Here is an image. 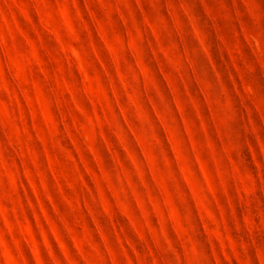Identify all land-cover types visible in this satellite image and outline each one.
I'll list each match as a JSON object with an SVG mask.
<instances>
[{
    "label": "rangeland",
    "instance_id": "obj_1",
    "mask_svg": "<svg viewBox=\"0 0 264 264\" xmlns=\"http://www.w3.org/2000/svg\"><path fill=\"white\" fill-rule=\"evenodd\" d=\"M0 264H264V0H0Z\"/></svg>",
    "mask_w": 264,
    "mask_h": 264
}]
</instances>
